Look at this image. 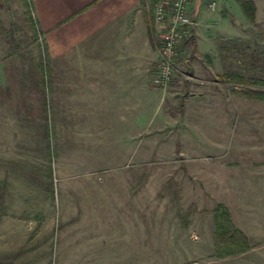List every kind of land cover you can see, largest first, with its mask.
<instances>
[{
    "label": "rangeland",
    "instance_id": "1",
    "mask_svg": "<svg viewBox=\"0 0 264 264\" xmlns=\"http://www.w3.org/2000/svg\"><path fill=\"white\" fill-rule=\"evenodd\" d=\"M209 3L157 87L159 128L129 141L64 103L61 23L0 0V264H264V83L224 77L264 79V6L240 23L237 0ZM218 203L245 250L219 253Z\"/></svg>",
    "mask_w": 264,
    "mask_h": 264
},
{
    "label": "crops",
    "instance_id": "2",
    "mask_svg": "<svg viewBox=\"0 0 264 264\" xmlns=\"http://www.w3.org/2000/svg\"><path fill=\"white\" fill-rule=\"evenodd\" d=\"M209 1L192 0L188 4V15L196 23L204 19ZM215 1L220 5L222 0ZM251 1L255 5L256 18L264 0ZM34 2L39 9L40 22L56 25L49 31L61 23V31L55 32H58V39L60 36L62 39L63 64L48 65L47 69L51 71L61 66L63 101L69 110H77L78 117L86 121H112L110 127L114 134L132 138L129 141L136 136L150 137L152 125L159 128L157 119L162 102L161 92L152 83L161 34V24L153 16L154 0ZM40 7L46 10L43 12ZM217 10V14L206 18L207 27L212 29L208 33L209 40L217 39L220 34L214 24L225 21L220 6ZM239 10V21L244 23L248 18L242 9ZM208 51L216 56L215 50ZM212 97H216L215 93ZM218 116L229 119V112ZM222 141L227 142L224 138ZM260 164L264 166V159ZM257 194L256 199L264 200L263 190L261 196Z\"/></svg>",
    "mask_w": 264,
    "mask_h": 264
},
{
    "label": "built area",
    "instance_id": "3",
    "mask_svg": "<svg viewBox=\"0 0 264 264\" xmlns=\"http://www.w3.org/2000/svg\"><path fill=\"white\" fill-rule=\"evenodd\" d=\"M192 0H155L153 6L154 20L161 24L159 58L152 78L154 86L165 88L172 76L173 65L177 55V45L184 33L183 28L192 23L187 6ZM215 2L209 3L213 10Z\"/></svg>",
    "mask_w": 264,
    "mask_h": 264
},
{
    "label": "trees",
    "instance_id": "4",
    "mask_svg": "<svg viewBox=\"0 0 264 264\" xmlns=\"http://www.w3.org/2000/svg\"><path fill=\"white\" fill-rule=\"evenodd\" d=\"M237 3L240 5L245 15L248 18L252 19L255 11L254 3L251 0H237ZM224 77L228 81L235 80L241 83L246 82L247 80L255 84H259V82H261L262 84L264 83L263 78H244L240 74L232 72L226 73ZM254 96L263 97L264 93L256 92ZM213 219L215 225L214 238L215 243L217 245V249L218 251H220L219 253H222L223 250L224 253L227 254L241 252L248 247L246 236L242 231L234 227L230 218L229 210L224 204L218 203L215 206V208L213 209Z\"/></svg>",
    "mask_w": 264,
    "mask_h": 264
}]
</instances>
